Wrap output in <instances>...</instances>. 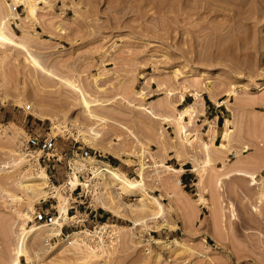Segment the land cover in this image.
Masks as SVG:
<instances>
[{
	"label": "rangeland",
	"instance_id": "rangeland-1",
	"mask_svg": "<svg viewBox=\"0 0 264 264\" xmlns=\"http://www.w3.org/2000/svg\"><path fill=\"white\" fill-rule=\"evenodd\" d=\"M233 1L39 0L36 22L18 0H0V28L52 74L41 79L24 51L0 46V264H12L21 243L31 261L19 264H264V0ZM75 87L110 121L88 119ZM79 129L98 133L94 145ZM142 149L145 190L161 203L155 216L109 211L100 180L73 167L94 157L139 179ZM164 165L195 168V183ZM38 170L45 199L18 183ZM73 171L81 183L71 187ZM60 205L63 232L25 234ZM106 223L120 226L100 240ZM83 229L93 233L79 241L95 256L63 240Z\"/></svg>",
	"mask_w": 264,
	"mask_h": 264
},
{
	"label": "bare ground",
	"instance_id": "bare-ground-1",
	"mask_svg": "<svg viewBox=\"0 0 264 264\" xmlns=\"http://www.w3.org/2000/svg\"><path fill=\"white\" fill-rule=\"evenodd\" d=\"M18 1L24 6V8H25L26 12L28 13V15L31 18H33L36 22H39L38 17H37V8H38L37 3L39 2V0H18ZM235 1H238V0H235ZM263 9H264V7H263ZM259 12H261V11H259ZM171 17H173V16L171 15ZM258 18H260V17H258ZM244 19L245 20L250 19V16L247 14L246 16H244ZM260 20H261V18H260ZM256 21H257V19H256ZM256 21H255V23H256ZM235 22H237V21H234V24H235ZM246 27H247V25L244 26L243 28H246ZM248 27L250 28V26H248ZM239 28L242 29L241 27H239ZM249 28H248V31L250 33L251 29H249ZM171 29H172V27H171ZM230 29H231V27H230ZM3 32L4 31L0 28V46H8V47H11V48H14V49H17V50L24 51L25 52V58L29 62V65L32 66V69L33 68L37 69L38 71L37 70L36 71L39 72V73L42 72V74H41L42 77L38 73L40 75L39 77L41 79H43V78L46 79L44 77L45 75L43 76V74L52 75L49 71H47V69H45L42 66L41 62H39L38 59H36V57L33 54H31L30 49L28 47H26L24 44H22L21 42L17 41L16 39L14 40L13 38H11V36H7L5 34V32L4 33ZM241 32L243 33L244 31H241ZM249 33L247 32V34H249ZM247 34H246V36H247ZM241 38H244V36L241 37ZM231 39L233 40V38H231ZM248 39H249V37H248ZM250 40H251V38H250ZM212 42H208L209 45H212ZM215 43H216V41H215ZM242 43H243V41H242ZM213 44H214V42H213ZM226 49H229V48H226ZM202 56H204V55H202ZM125 57L129 58L130 56L128 57V55L127 56L125 55ZM75 88H76V90L78 91V94H79V98H78V99H80L79 102H80V104L82 103V105L84 106L85 112H86V116L88 117V119L92 120L93 123H98V124L107 123V122L110 121V120L108 121L106 119V117L104 118V116L101 117V115L99 116L98 114H95L94 110L93 111H92V109L90 110L91 106H89V103H88L87 99L85 98L86 95L82 93V90L80 88H77V87H75ZM217 104H220V103L218 102ZM191 111H193V110L191 109ZM51 114H53V113H51ZM46 115H48V114L46 113ZM51 118H52V116H51ZM182 118H183V116H182ZM111 123H114V122H111ZM118 126H120L122 129H125L128 133H130L133 137H135L134 134L128 129L129 126L126 127V126L121 125V124H119ZM87 131L88 130H80L79 129V134H81V137L83 138L84 141H87L91 145H94V140L99 135H98V133H95L94 131L93 132L92 131L91 132H87ZM105 150H106V152H109L110 154H113V155L116 154V152L114 150H112V149H105ZM146 152H148V151L147 150L145 151V149H142L140 151V154L138 153L139 154V162H138L139 166L137 167V169H138V174L140 176L139 179L138 178L137 179L130 178L123 171L119 170V168L117 166H113L109 162H105V161L96 159L94 157H77V158L74 159L75 162H74V166L73 167L76 170H81L82 168L89 169V171L92 174V177H96V178H98L100 180V181L98 180L99 184L101 185L102 188H104L105 198H106V201L108 203L107 205H105V207L109 211L114 212V213L119 214V215L128 216L131 212L135 211V212H138V213L139 212L140 213H142V212L144 213V212L147 211V209L150 208L151 210H153V209L155 210L156 209L154 212L150 213L151 215L155 216L159 212V210L161 209V203L159 202V200L155 196H153L152 194L148 193L145 190L144 182L142 181V173H143L144 169H146L145 167L147 166L144 163L145 162L144 160L146 158L145 155L148 154ZM153 163L154 164H152V166L156 167L158 165L156 163V161H154ZM164 167H167L173 173H177V172H180L182 170L180 168L171 167L170 165H164ZM192 170H195V168H192ZM251 176L253 178H255L254 175L251 174ZM18 183L22 187V189L24 191H26L27 193L29 192V193H35V194L40 195L39 196L40 199H45L47 197V195H48V192L46 190L47 189L46 187L49 186L48 176H47L46 172H44L43 170H38V171H35V172L34 171L33 172L26 171V173L24 175V178L22 180H20ZM65 183L66 184H70V186L73 187L74 185H76L78 183H81V182L77 179V175H76L75 171H73L71 173V176L68 178V180H66ZM82 184L84 186H86V187L88 186L87 182H82ZM197 186H198V184H197ZM122 195L134 196V198H133L134 202H130V203L122 202L121 201V196ZM63 200H65L64 197H63ZM59 201L62 202V199L59 200ZM65 214H66L65 206L64 205H60V207L58 208L57 214L50 221L43 222V223L36 224V225H31L27 229H25L23 227V224H22L21 228L25 229V234L28 233L29 234L28 236L32 235L34 232L40 231L41 229L43 230L44 227L47 228V229H45V231L49 235L59 234L60 232H62L61 231V226H62L63 219L66 218ZM23 215H24L25 218L30 219V215H28L26 212H24ZM140 219H142V218L141 217L140 218H136V219L132 218V220H133L135 225L138 224L139 221H141ZM144 220L145 219H143L142 221H144ZM106 226H114L115 228H118L120 225H117V224H114V223H106L104 226H100L99 228L97 227L96 232L98 233V237H100V240L103 239L102 235L111 233L110 230L107 229L109 227H106ZM92 233L93 232L89 231L88 229L73 230V231L68 232L67 234H65L63 236V240H64V242H68V243L72 244L77 249H81L82 248L89 255L95 256L96 253H95V248L94 247L90 246L86 242H84L82 244L79 241L80 235H83V236L84 235H89L90 236ZM20 237L19 238L22 239V235ZM24 237H25V235H24ZM22 241H23V239H22ZM19 242L21 243V241H18V243H17L18 245L20 244ZM154 243H157V244L161 245V244L165 243V241L162 240V239H155ZM21 244L17 247V250L15 249V257L12 260V264H19L21 256H24V257L26 256L27 261H29V262L31 261L29 256L26 255L27 252L25 253V251H27V250H24L25 248L23 246H21Z\"/></svg>",
	"mask_w": 264,
	"mask_h": 264
},
{
	"label": "crops",
	"instance_id": "crops-1",
	"mask_svg": "<svg viewBox=\"0 0 264 264\" xmlns=\"http://www.w3.org/2000/svg\"><path fill=\"white\" fill-rule=\"evenodd\" d=\"M16 11H17V13L19 14V12H18V10L16 9ZM37 26H39V27H42V26H40L39 24L37 25ZM44 27H45V29H50L49 27V25H47L45 22H44ZM182 101H185L186 102V98H183V100ZM204 101V111H206V105H205V100H203ZM211 105V106H210ZM217 107H219V104H215V102L213 101V100H211L210 98H209V100L207 101V109H210L211 111H213V112H215V114H212V116H214V117H216V118H219V115L221 114V110H218L217 109ZM202 114H204V113H202ZM202 114H200V115H202ZM213 117V118H214ZM212 118V119H213ZM208 120V119H207ZM203 121H205L204 119H203ZM113 161V160H112ZM113 163H114V161H113ZM180 175H181V179H183L184 180V185H192L193 183H195V182H193V178L195 177V175H194V170H192V168H183L182 170H181V173H180ZM50 207H52L51 205H49V207H40L39 209V211H38V213H41L42 215H41V218H44V216H46L47 214H48V212H49V209H50ZM98 215V217H101L102 216V214L101 213H99V214H97ZM92 217H95L96 218V213H93L91 216H90V218L92 219ZM108 216L106 217L105 216V219H107L108 220ZM63 224H62V226H61V231L63 230ZM63 232V231H62Z\"/></svg>",
	"mask_w": 264,
	"mask_h": 264
},
{
	"label": "built area",
	"instance_id": "built-area-1",
	"mask_svg": "<svg viewBox=\"0 0 264 264\" xmlns=\"http://www.w3.org/2000/svg\"><path fill=\"white\" fill-rule=\"evenodd\" d=\"M144 161H145V162H146V161H148V158H145V160H144Z\"/></svg>",
	"mask_w": 264,
	"mask_h": 264
},
{
	"label": "trees",
	"instance_id": "trees-1",
	"mask_svg": "<svg viewBox=\"0 0 264 264\" xmlns=\"http://www.w3.org/2000/svg\"><path fill=\"white\" fill-rule=\"evenodd\" d=\"M112 161V160H111Z\"/></svg>",
	"mask_w": 264,
	"mask_h": 264
}]
</instances>
